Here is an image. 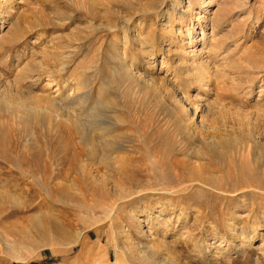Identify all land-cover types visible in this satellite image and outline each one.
Listing matches in <instances>:
<instances>
[{
  "label": "rangeland",
  "instance_id": "rangeland-1",
  "mask_svg": "<svg viewBox=\"0 0 264 264\" xmlns=\"http://www.w3.org/2000/svg\"><path fill=\"white\" fill-rule=\"evenodd\" d=\"M164 1L0 0V38L25 33L0 51V264H264V199L242 190L230 202L187 181L192 166L223 190L264 186V85L247 97L231 87L264 58V0L193 2L170 48L150 37L157 7L188 1ZM249 14L245 32L233 28ZM124 18L145 21L126 46ZM189 32L206 37L202 62L230 74L225 84L186 80L202 45ZM222 42L246 53L221 55ZM178 90L207 129L179 127L193 115L177 116Z\"/></svg>",
  "mask_w": 264,
  "mask_h": 264
},
{
  "label": "bare ground",
  "instance_id": "bare-ground-1",
  "mask_svg": "<svg viewBox=\"0 0 264 264\" xmlns=\"http://www.w3.org/2000/svg\"><path fill=\"white\" fill-rule=\"evenodd\" d=\"M188 2V5H187V8L182 12H179V9H177L180 5H182V3L184 1H182L181 4H179V2H177L176 4L174 5H171V6H166L165 1L163 0V3L165 5V8L162 9L160 8L159 6L157 7L158 10H162L161 12V22H160V26L159 27H156V26H153V28L149 29V32H150V37L152 38H155L156 36L158 37V39H160L161 42L163 43H166L168 44V48H170V46L172 45L170 42V40H175L176 39V34L179 33V35H183L182 34V30H183V25H184V21H185V16L188 12H192V4L193 2L197 1V0H187ZM225 0H222V3L224 2ZM206 3V0H200L199 2V7L201 8V10L203 9V6L205 5ZM168 5V4H167ZM177 7V8H176ZM152 10H148V9H143L140 11V16L143 18L145 15L151 13ZM159 12V11H158ZM1 9H0V15H1ZM150 15V14H149ZM146 17V16H145ZM147 18V17H146ZM124 20L126 21L125 23H128L129 25L126 26V28H123L121 29L124 34H123V37H122V40L125 41V46L128 42V39H127V31L126 29H130L132 32L134 33H137L139 32V29L138 27L141 26V27H144V24H145V21H137V22H132L130 21L131 18H124ZM152 21V20H151ZM199 23H198V26L200 27L201 26V17L199 18ZM153 22V21H152ZM237 21H235L236 23ZM252 21H251V15L249 14V18L246 19V20H243L241 23L239 22L240 25H237V27H234L235 29L237 30H244L243 32H245V29L246 27L243 26L245 24H250ZM176 23V24H175ZM151 25V24H150ZM152 26V25H151ZM175 26H178V30H176ZM236 26V25H235ZM241 27V28H240ZM145 28V27H144ZM23 32V31H22ZM26 32V31H25ZM25 34V33H24ZM23 33H18L17 36H14L12 37L11 39H6L5 37H1L0 38V51H3V52H9L11 51L9 48H7L5 45H10V47H14V43H18L19 39H21V37L23 38ZM191 32H189L187 34V38H188V41H189V44H191L192 46L195 44V43H200L202 44L200 46V48L196 51V54L195 55H198V57L200 58V61H199V64L198 65H194L193 69H194V75L190 76L189 74H191V70H187L186 73L184 75H186V80L188 81H192L193 84L195 86H199L202 87V86H205L209 81H210V78L216 80V82H219V83H223L225 84L226 81H227V77L230 75L226 74L224 70H221L219 67H217V69L214 72V74L212 75V73L210 72V64L211 63H204L202 62L203 60V57L202 55L204 54L205 52V46L207 43V39L206 37L203 35L199 40L195 41V43L192 41L193 37H191ZM147 40V39H146ZM241 43H242V40L240 39ZM21 42V41H20ZM120 41H116V40H113V43H118ZM149 47L151 48V50L153 51L154 50V42H149ZM226 45V47H224ZM220 48V53L222 55V53H225L227 52V55H230V56H234L235 54L237 53H243L245 54L246 53V50H247V47H246V42H244L243 44H238V43H232V44H225L224 42L220 43L219 46ZM124 52H125V49H124ZM19 55V54H18ZM262 55V54H261ZM202 57V58H201ZM6 58V57H4ZM6 60V59H5ZM221 60L223 61L222 62V65H226L227 63V57L226 56H223L221 57ZM220 60V61H221ZM7 61V60H6ZM222 65H220L222 67ZM193 65H191L192 67ZM187 69V68H186ZM263 74H264V58H259L257 60H248L247 62V66L244 68V73L241 75V78H243V80H241L239 83H237V79L234 78L233 76V79H232V84L233 86L231 87H234V92L237 91V95L238 96H244V97H247L249 95H252L254 93V91L256 90L255 87H259L260 89H262L263 85H264V78H263ZM136 75L139 76L138 80L141 81V82H144V83H149L150 81L153 82V83H156L154 81V78L150 77L149 75L145 74V75H142V74H139V72H136ZM189 75V76H188ZM210 76V78H208ZM137 78V77H136ZM143 78V79H142ZM191 79V80H190ZM229 79V78H228ZM209 80V81H208ZM223 84L221 86H223ZM227 86V85H226ZM224 87V86H223ZM179 94L178 95H175V97L173 98L174 99V104L176 106V108L178 109L179 113L177 116H180L181 114L185 117V118H188V117H191L193 115V118H190L188 119L187 121H181V119H178L179 121V127H181L182 130H184L187 134L189 133V130L190 129H193L195 128L196 131L199 129H203V128H206L205 125L201 122L199 124V127H195L197 125L196 123V117H197V114H198V110H194L193 112H190L189 108L190 107V102H191V99L187 97V95H185L184 91H180L178 90ZM260 92V91H258ZM75 94V93H74ZM235 95V94H234ZM195 98H198L199 100V96L195 97ZM76 99H79L81 100V96H77V95H74V107L76 105V102L75 100ZM72 101V99H70V96H68L67 98V101ZM240 103V102H239ZM238 103V105H239ZM57 104V103H56ZM241 104V103H240ZM55 105V104H54ZM237 105V104H236ZM57 106V105H56ZM99 107V106H98ZM99 109V108H98ZM97 110V109H96ZM96 110H94L92 116L93 118H97L99 115L97 114ZM80 118V115L78 116ZM77 118V117H76ZM78 118V120H79ZM98 119V118H97ZM207 129V128H206ZM195 131V132H196ZM204 132V130H203ZM200 133H202L200 131ZM199 133V134H200ZM208 133V132H207ZM194 134V133H193ZM192 132H191V135H193ZM197 135V133H195ZM204 134V133H203ZM202 134V135H203ZM190 135V134H189ZM210 135V134H209ZM206 137H209L208 135H206ZM200 138V137H199ZM204 138V136H203ZM202 139V138H201ZM211 139V138H210ZM213 139V138H212ZM203 140V139H202ZM208 141V140H207ZM212 141V140H210ZM204 142V141H203ZM262 142V141H261ZM218 144L217 142L215 141H212L210 145V147H213ZM259 144V143H258ZM121 146V145H120ZM118 146V147H120ZM116 148V146H115ZM124 148V147H123ZM121 149V148H120ZM182 165V163H180ZM186 164V163H184ZM194 164V163H192ZM190 166V165H189ZM183 167V166H182ZM191 167V170H188V183L189 184H193V183H196L198 185H200L201 188H204L206 190H209L211 192H214L215 194H217V196L221 197V198H227V199H230V202L231 201H234V200H237L238 199V196L240 194H236L238 193L239 191H242V195L243 196H247V195H256V197L258 198H263L264 199V186H260L259 184L262 182H259V184L256 182V184L250 182L251 180H245V183H242L237 181L236 183H231V185L226 188L225 190L217 187L218 185H216L215 183H211L210 180L208 178H205L204 176H201L198 172H196V168L195 167ZM198 168H200L199 166H196ZM188 169V168H187ZM190 171V172H189ZM248 172V171H247ZM246 181H249V182H246ZM233 182V181H232ZM264 183V182H263ZM188 184V185H189ZM216 185V186H215ZM264 185V184H262ZM191 186V188L195 186H192V185H189ZM187 187V186H186ZM186 187L184 188H181V189H177V190H170V189H167V188H161L159 189L158 191H161V192H164L163 194L167 195V196H170V197H174L175 194H180L181 192H184L186 191ZM188 190V188H187ZM152 191V190H150ZM241 193V192H239ZM131 195L133 194H128V196L130 197ZM144 195V196H143ZM142 196L139 195L137 197V200H141V198H148L149 196V193L148 192H145ZM165 195V196H166ZM174 195V196H173ZM229 195H232V196H229ZM148 196V197H147ZM154 197V196H153ZM150 198V197H149ZM136 199V198H134ZM174 201V199H173ZM260 201V200H259ZM263 201V200H261ZM129 202V201H128ZM171 204L170 206L172 205V207L174 206V203L172 201H170ZM131 203V204H129ZM128 204L129 205H133L135 203V201L133 202H129ZM264 203V201H263ZM169 205V204H168ZM248 206V205H246ZM252 207V206H251ZM139 208H141L139 206ZM248 208V207H247ZM256 208V207H255ZM248 209H252V208H248ZM254 209V207H253ZM200 211H198V214H199ZM251 212V211H250ZM146 215V214H145ZM200 215H201V212H200ZM234 213H231V216L232 218H234ZM134 216V215H133ZM146 217L149 219L150 216L149 215H146ZM132 218V217H131ZM202 218V215L201 217L197 218V220H200ZM135 220V219H134ZM150 221V220H149ZM152 221H155L154 223H156V225L158 226L160 224V221H159V218L156 217L155 220H152ZM143 222V221H141ZM246 228V227H245ZM244 232V231H243ZM125 233V232H124ZM128 234V233H127ZM126 234V238L129 237V235L127 236ZM241 238V237H240ZM129 238H127L128 240ZM245 239V238H244ZM131 240V238H130ZM129 240V241H130ZM126 241V239H125ZM129 245V244H128Z\"/></svg>",
  "mask_w": 264,
  "mask_h": 264
}]
</instances>
